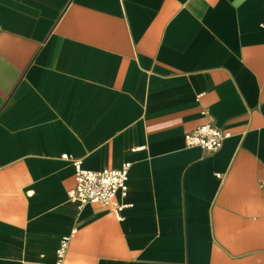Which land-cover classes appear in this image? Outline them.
<instances>
[{"label": "crops", "instance_id": "obj_1", "mask_svg": "<svg viewBox=\"0 0 264 264\" xmlns=\"http://www.w3.org/2000/svg\"><path fill=\"white\" fill-rule=\"evenodd\" d=\"M262 24L264 0H0V264L67 236L64 264H264ZM206 124L214 154L185 144ZM73 160L131 164L123 221L69 199Z\"/></svg>", "mask_w": 264, "mask_h": 264}, {"label": "built area", "instance_id": "obj_2", "mask_svg": "<svg viewBox=\"0 0 264 264\" xmlns=\"http://www.w3.org/2000/svg\"><path fill=\"white\" fill-rule=\"evenodd\" d=\"M261 27L264 28V24ZM229 138L230 132L213 124H206L186 133L185 144L188 148H201L206 153L214 154L222 149L224 142ZM63 159L69 160L70 157L64 155ZM72 164L75 169V186L68 191L69 199L77 202L80 208L90 204L110 207L115 218L123 221V212L131 205L119 203L117 197L128 196L131 164L125 163L120 168L101 171L85 170L82 162L76 160H73ZM71 237L61 238L56 250V264H64Z\"/></svg>", "mask_w": 264, "mask_h": 264}]
</instances>
